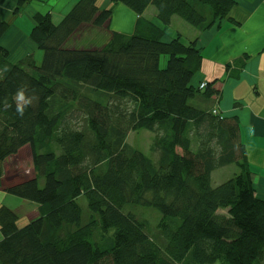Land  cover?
<instances>
[{
    "label": "trees",
    "instance_id": "1",
    "mask_svg": "<svg viewBox=\"0 0 264 264\" xmlns=\"http://www.w3.org/2000/svg\"><path fill=\"white\" fill-rule=\"evenodd\" d=\"M98 1L77 0L58 25L37 12L28 39L43 52L40 66L28 55L0 68V188L38 210L18 227L0 208V264H261L264 199L252 186L239 121L212 115V84L191 85L203 62L197 42L164 40L173 17L199 33L219 29L233 1ZM15 2L17 12L40 1ZM150 6L160 27L139 18L132 35L112 33L100 48L67 47L84 25L108 28L115 7L141 16ZM7 30L0 19V59ZM19 88L32 98L23 116ZM141 130L153 134L156 163L126 143ZM24 147L33 178L2 187L4 163ZM228 166L237 172L213 187L212 173ZM146 211L159 216L156 234Z\"/></svg>",
    "mask_w": 264,
    "mask_h": 264
},
{
    "label": "crops",
    "instance_id": "2",
    "mask_svg": "<svg viewBox=\"0 0 264 264\" xmlns=\"http://www.w3.org/2000/svg\"><path fill=\"white\" fill-rule=\"evenodd\" d=\"M39 1L52 9L49 11L51 16L55 13L62 19L74 2V0ZM232 1L233 6L228 18L221 23L219 29L214 28L199 33L186 28L188 37L184 39V35L177 29L179 28L178 20L173 17L170 25L164 27V40L168 41L175 34H180L184 41L197 42V46L201 48L202 66L192 78L191 85L195 86L192 84L194 79L198 86L202 83L212 84V89L219 92V98L214 100L210 110L215 107L223 118L236 117L238 119L240 143L244 146L245 163L251 176L252 186L256 197L264 199V0ZM2 2L3 0H0V4ZM33 3L37 2L28 3L26 9H29ZM102 4L105 6L104 8H109L108 0H102ZM15 7V0H4V3L0 5V19L12 28L4 34L3 40H9L13 42L11 43L13 45L17 44L15 50H19L18 41L29 40V33L25 35L21 30L13 27L12 21L15 20V16L19 17L22 11L16 12ZM149 9L141 16H137L123 7H115L108 28L112 32L132 35L139 18L148 20L145 16ZM36 13L35 11L34 13L30 12L26 16L32 17ZM152 13V21H148L160 27L161 25L155 18L156 11ZM108 28H102V30L105 31ZM20 37L24 38L23 41L19 40ZM246 57L248 59L244 67L240 68V64L245 62ZM239 69L237 79L230 77L229 70L235 72ZM196 105L203 104L199 102ZM3 173L5 179L1 185L5 186L6 180L11 176H7L4 169ZM19 178L22 179L21 176ZM212 178L211 175V181ZM19 182L24 181L13 180V183ZM219 184L221 183L216 182L214 186ZM1 207L9 209L17 217L18 227H23L26 224L23 207H27L32 216L27 220L38 217L35 205L5 194L2 188H0ZM22 213L23 221L19 219Z\"/></svg>",
    "mask_w": 264,
    "mask_h": 264
},
{
    "label": "rangeland",
    "instance_id": "3",
    "mask_svg": "<svg viewBox=\"0 0 264 264\" xmlns=\"http://www.w3.org/2000/svg\"><path fill=\"white\" fill-rule=\"evenodd\" d=\"M77 2V0H74V2L72 3V6L65 12V14L67 12H69L71 10V8L75 5V3ZM32 4V2H31ZM27 5H25V7L22 9V11L20 12V16L17 17L15 16V20L12 21V24L14 25V28H18L19 30H21L25 35H27L28 33H30V30L32 29L33 23L31 21V17L30 16H26L27 14H29L30 12L34 13L35 12H39V13H43L44 11H52V9L50 7H46V4L39 2V3H33V5L31 7H29V9L27 8ZM97 6H99L100 8H104L105 6L102 4V0H100L97 3ZM149 11H147L145 18L152 21V15H153V11L155 12V8L153 6L149 7ZM153 10V11H152ZM176 19L178 20V26L179 28H177L179 31H181V33L184 35V39H186L187 36V29L189 28L191 30H194L191 26H189L188 24H186L182 19L176 17ZM62 20V17L59 16L58 14H52L51 16V21L53 24L58 25ZM171 23V22H170ZM170 25V24H169ZM168 25V26H169ZM8 32V30L6 31V33ZM5 33V34H6ZM112 33L114 34H119L118 32H112L110 31V28H108L107 30H102V28H92L90 25H84L82 27L81 30H79L71 39V41L68 43L67 47L69 48H73V47H78V46H83L82 49H91V48H100L101 45H105L107 43L108 40H110ZM20 36V35H19ZM23 37H20L19 40L23 41ZM167 41V39H165ZM13 42L7 40V41H3L2 40V44L5 46L6 50L8 51V56L3 59H0V68L2 69H6L9 66L15 65L17 64L21 59L25 58L28 55H32L34 58V61L36 63V65L40 66L41 62H42V57H43V52L41 50H38L37 47L34 45L33 42H31L30 40L27 41H23V42H19V50H15V47L17 44H11ZM166 57L165 56H161L160 58V64L159 67L161 69L165 68L166 66ZM196 79H194V81H192V84L195 85V87L198 86L197 82H195ZM153 140V134L145 131V130H141V131H135V132H130L126 138V143L131 146L133 149L141 152L142 154H144L146 157H149L151 159H153L154 163H156L157 160V155L156 154H152L150 152V146ZM3 169L6 171L7 176H11L9 179L10 181L5 182L6 185L5 186H9L11 184H13V180L15 181L16 179H18L19 181H27L29 179H32L34 176V172L32 170V164H31V153H30V149L28 147H24L22 148L17 156H14L12 158H9L6 160V162L3 165ZM237 169L235 166H228V167H223L220 169H217L215 171V173H212V184L214 185V183H223L225 181H227L228 179H230L233 176V173H236ZM17 176V177H16ZM19 176H21V180L19 178ZM2 185V187H5ZM217 186V185H216ZM215 186V187H216ZM10 196V195H9ZM12 197V196H11ZM15 198V197H13ZM17 199V198H16ZM20 200V199H19ZM23 211L24 213V218H26L25 223L28 224L29 222L35 220L31 219V220H27L28 217H32L31 214L29 213L27 207H23ZM26 211L27 214H26ZM220 213L225 214L226 211H220ZM145 215L149 218V222H150V232L153 234H156V230L155 226L158 222L159 216H157V214L155 212L152 211H146ZM23 213L20 214L19 219L21 221H23ZM25 224V225H26ZM214 264H220L219 262H216ZM261 264H264V262H262Z\"/></svg>",
    "mask_w": 264,
    "mask_h": 264
},
{
    "label": "clouds",
    "instance_id": "4",
    "mask_svg": "<svg viewBox=\"0 0 264 264\" xmlns=\"http://www.w3.org/2000/svg\"><path fill=\"white\" fill-rule=\"evenodd\" d=\"M199 86H197V87L199 88ZM14 102H15V105H16V112L19 115L23 116L24 110H25V108L28 105L31 104L32 98L25 95V89L24 88H19V89H17V91L15 93ZM5 103L7 104V101H5ZM213 110H215L218 113V117L219 118H223V116H221V114L219 113V111L217 110V108L214 107ZM213 110H211V112Z\"/></svg>",
    "mask_w": 264,
    "mask_h": 264
},
{
    "label": "built area",
    "instance_id": "5",
    "mask_svg": "<svg viewBox=\"0 0 264 264\" xmlns=\"http://www.w3.org/2000/svg\"><path fill=\"white\" fill-rule=\"evenodd\" d=\"M205 87H206V84L205 83H202L199 86V90H203ZM212 115L217 117L218 116V113L215 110H213L212 111Z\"/></svg>",
    "mask_w": 264,
    "mask_h": 264
},
{
    "label": "bare ground",
    "instance_id": "6",
    "mask_svg": "<svg viewBox=\"0 0 264 264\" xmlns=\"http://www.w3.org/2000/svg\"><path fill=\"white\" fill-rule=\"evenodd\" d=\"M222 119V118H221ZM213 187H215L214 185H213Z\"/></svg>",
    "mask_w": 264,
    "mask_h": 264
}]
</instances>
